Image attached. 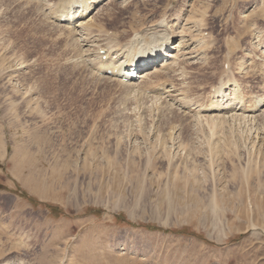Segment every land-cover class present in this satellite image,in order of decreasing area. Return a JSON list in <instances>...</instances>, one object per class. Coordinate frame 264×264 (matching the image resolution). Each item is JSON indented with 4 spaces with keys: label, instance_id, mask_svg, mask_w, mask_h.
Returning a JSON list of instances; mask_svg holds the SVG:
<instances>
[{
    "label": "rangeland",
    "instance_id": "rangeland-1",
    "mask_svg": "<svg viewBox=\"0 0 264 264\" xmlns=\"http://www.w3.org/2000/svg\"><path fill=\"white\" fill-rule=\"evenodd\" d=\"M40 1L0 0V264H264V112L197 115L148 88L160 75L109 77ZM155 1L111 2L95 32L189 10L211 57L167 78L185 102L207 103L225 72L261 91L264 36L245 54L264 0Z\"/></svg>",
    "mask_w": 264,
    "mask_h": 264
},
{
    "label": "bare ground",
    "instance_id": "bare-ground-1",
    "mask_svg": "<svg viewBox=\"0 0 264 264\" xmlns=\"http://www.w3.org/2000/svg\"><path fill=\"white\" fill-rule=\"evenodd\" d=\"M42 1L44 2V8L46 9L43 11L50 15L51 17L50 19L54 22V24L57 23L58 26L60 25L64 27V29H67L69 32H71V34L75 35V37H78L79 41H81L82 43L83 50L87 52L89 51L91 52L88 55V58L89 60H92L95 70L96 69L101 70V71L106 70V72L110 70L112 72H111V75H109V77L116 78L117 80H123V81L126 79V82L132 83L134 84L133 86H137V87L138 86L142 87L144 82H145L144 85L147 86L151 82L150 78L160 75V77L162 78V80H159L160 84H158L159 82H156L157 83L156 85H152V87L154 86L153 88L151 87V85H149L150 87L148 88H150L151 90H155V92L158 93V96L159 94L163 92V94H165V96L167 97L165 99L166 101L172 104H176L178 106H182L187 111H190V112L194 111V113L196 112L197 115H201V114L205 116L206 115H210V116L211 115L213 116L214 115H221V116L226 115L225 117L241 116L243 118V116L245 117L252 116L258 111L262 113L264 112V81L261 84V88L259 87L261 89L259 93L255 92L256 93L255 95L251 93L249 95H243L241 94L243 89L239 90L242 86L239 88L240 86L238 85L239 83H237L235 79L233 81L230 78V75H228V73L225 72L223 74L222 79L217 80L218 82L216 83V85L214 84V90L213 91L211 90V94H210L212 97L211 96L209 97L210 99L208 100V102L206 103V102L201 101L202 103L201 104L198 103L196 105L197 108L195 109H193L194 107H190L189 102L187 103L185 102L186 96L184 99L182 98L183 93L181 92L182 90L181 83L179 86L178 83L174 82L173 78H172L173 82L171 80L168 81L167 78H170L171 76L175 74H180L181 72L179 71L180 67L184 68V66L182 65V62H187L188 63L187 65L197 64L204 57H207L205 59H208V57H211L210 53H207L206 51H201V52L195 51L196 43H198L197 46L199 47H200L199 45L200 43L206 45L205 41L207 39V35L205 34H207V32L205 33V24L207 20L202 19L204 18L203 16L200 17L199 15L200 19H198L197 17L192 16L190 11L187 9L185 10L188 11V14H186V12H182L181 8L176 9L175 7H173L172 12L170 14L168 13L166 14V16L161 17L155 22V24L152 23L153 25L148 24L152 26L145 27L144 29L140 28L138 30L137 28L139 27H137L135 29L136 31H134L132 35L125 37V39H121L120 36L122 34L121 32L119 34V32H117L118 30L117 31L107 30L106 33H104L103 31L107 27L102 26L103 28L100 27L97 29V32H95V27H96L97 21L100 20V17H101L100 12L102 10L104 11V9L108 7L107 5H109L113 1H118V2L123 1L124 2L126 0H41L40 2ZM129 1L130 0H128V2ZM188 4H189V1L186 3V6ZM113 5H114V2H113ZM124 8L126 7L124 6ZM106 11L108 12V10ZM197 12H199V9ZM101 13H105V12H101ZM107 14L108 13H106L105 15ZM110 16L109 18L114 17V16H111V17ZM197 21H199L200 23L198 24L199 25L198 28H199V31L202 33H199V32H196V33L202 34V40L204 41L201 40L202 42H200L199 40H197V42H194L196 40L195 39L194 41L190 42V39L192 38L190 37L192 36L191 35L192 27H190V24L191 22L192 23L196 22L195 24H197ZM101 24L103 25V22ZM248 24L254 25L255 22L251 23L250 21H248ZM184 25H186V28L182 30ZM200 27H202V30L200 29ZM259 32L255 31L254 33L251 34L253 35V37L250 36L251 43L249 42L250 44L245 54L247 55L246 57L248 58H250L248 56V53H249L248 51L251 50L253 52V48L259 44V41H260L259 39H261L264 36L260 34ZM210 37L212 36L210 35ZM261 44L262 45H260V48H259L260 50L259 49L258 50L261 51V56L264 57V44L263 43ZM212 50L211 52H213ZM104 55H106V60H102V57ZM136 58L138 59L140 63L139 68H138L139 69L138 74L135 77L134 76L126 77L125 75H129L128 74L129 73L128 70H130L128 68L129 65L132 64L136 60ZM228 59L230 60V57ZM229 60L227 62L226 60L224 61L227 64H230ZM248 62L249 64H251V67L253 65H254L253 67H255L257 66V64H259L253 61V58L249 59ZM262 65L263 66H261V64L259 65V67L261 66L259 68V72L263 74V77H264V63ZM240 67L242 66L240 65ZM184 72L185 74L190 73L185 70ZM201 73L203 74V71ZM177 78H179L180 80L181 79L180 75H178ZM149 79H150V82L147 81V85H146V80H149ZM205 79L208 80V78L206 77ZM152 80L154 81L155 79H152ZM160 96L161 98H163V95H160ZM201 97L203 96L201 95ZM181 99L184 100V101L182 100L184 104L182 103ZM186 101H188V99ZM194 101L195 100H193V102ZM198 101L199 100L197 99V102ZM204 101H206V99ZM221 116H218V117H221Z\"/></svg>",
    "mask_w": 264,
    "mask_h": 264
}]
</instances>
